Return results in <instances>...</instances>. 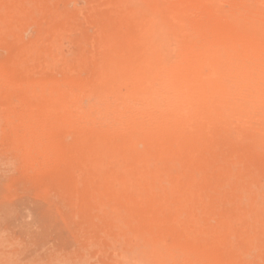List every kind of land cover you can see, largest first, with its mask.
Masks as SVG:
<instances>
[{
  "label": "rangeland",
  "instance_id": "1",
  "mask_svg": "<svg viewBox=\"0 0 264 264\" xmlns=\"http://www.w3.org/2000/svg\"><path fill=\"white\" fill-rule=\"evenodd\" d=\"M121 1L124 0H0V264H151L152 260L155 264H264V260L256 262L254 248L238 253L224 247L221 241L228 225L233 231L241 228L235 214L225 209L232 186L221 188L228 181L226 174L232 176V182L246 179L264 194V103L257 104L249 93L251 102L244 100L240 104H245V108L237 107L238 112H243L236 113L231 107H205L196 99L195 104L189 101L180 110L169 112L171 117L168 113L162 115L166 120L153 119V124L154 121L144 120L142 113L131 118V103L127 107L125 103L121 105L120 95L126 88L123 83L115 85V94L106 96L101 90L104 86L97 88L112 60L133 59L137 49L134 22L149 15L174 27L170 28L171 34L177 36L174 39L170 34L174 39L170 50L177 61L187 58V50L201 47L211 52L218 43L224 44V50L231 45V53L224 51L219 63L218 57L205 60L208 62L202 66L194 61L188 64L185 59L182 64L174 62L176 70H188L192 64L205 73L216 64L220 68L215 69L217 73L214 71L211 79L230 82L224 80L223 73L227 77L236 67L234 63L246 58L233 33L237 27L264 25V0ZM184 44L187 50L182 47ZM206 47L211 49L207 51ZM176 48L184 55L177 53ZM209 63L214 65L210 67ZM128 70L117 72L120 81L127 78ZM91 86L100 93H91ZM54 98L59 100L57 105L47 108L46 103ZM252 98L259 113L253 108ZM199 101L202 105L196 103ZM126 108L127 112H123ZM141 121L144 125L149 121L150 125L142 128ZM164 122L172 128L168 125V130ZM169 134H177L178 144L173 139L161 141L160 137L168 138ZM101 136H107L111 143H120L124 136L139 141L137 152L135 149L115 156L117 164H113L117 168L126 169L137 158L140 166L159 169L165 159L175 154L171 171L175 175H169L176 182H196L193 185L196 189L201 187V198H205L200 201L204 212L211 208L213 212L209 217L197 213L196 219L195 215L188 218L184 212L163 216L155 203L151 208L150 195L130 193L138 188V183L134 184L128 176L125 179L121 172L112 174L107 162L99 163L90 152L87 154L86 150ZM156 139L160 141L157 148ZM147 144L150 149L145 148ZM135 154H141L139 157H145L148 163ZM138 197H144V202L148 199L147 205ZM237 201L231 202L239 207L247 203L243 198ZM174 216L175 222L171 220ZM189 219H196L197 224L200 220L201 226L211 224L213 230L201 239L189 227L187 230ZM263 239L264 236V242Z\"/></svg>",
  "mask_w": 264,
  "mask_h": 264
},
{
  "label": "bare ground",
  "instance_id": "2",
  "mask_svg": "<svg viewBox=\"0 0 264 264\" xmlns=\"http://www.w3.org/2000/svg\"><path fill=\"white\" fill-rule=\"evenodd\" d=\"M121 2H125V0L121 1ZM127 5L131 6V8H132V5H130V4H127ZM134 8H135V6H134ZM129 11H131V9H129ZM136 11L142 12V11L137 10V9H136ZM131 12H130V14H131ZM147 14L148 13H146V15ZM133 15L134 14H132V16ZM141 16H142V14H141ZM150 16L151 15H149V17L145 16L146 18L144 17V19H140L141 17L139 19H136L135 16H133V18L136 19L134 24H135V31L137 33L136 38H135V41H136L135 44H136L137 49L135 50L134 56H132L133 59L130 60V62H127V60H125V58H122V57H120L118 60H116L117 57L115 58V60L111 59L113 62L110 60L112 63L110 66L107 67V70L99 78V83L97 86V88L99 86L105 87V89L103 87V88H101V90L102 89L105 90V92L104 91L103 92H104V95L106 96L107 94L111 95L115 92V89H114L115 85H117L119 83H123L126 88L124 90V93H122L121 95L119 94L120 95V101H121V105H124L123 103H125V105L131 103L134 106L133 108H132V106H130L131 109H133L132 111L129 109L131 111L130 112V114L132 116L131 118H136L135 115L140 114L139 116H137V117H140L142 114H145L146 116H148V115L151 116L152 120H151V118L150 119L146 118L145 115L143 116L145 118L144 120L154 121L157 118L158 119L161 118V119L166 120V118H164L165 116L162 117V115H164V114L166 115L167 113L169 114V112L173 113L176 110H180L184 105H186V103L188 104L189 101H192V104H193V102L195 104L196 99L200 100L204 104L203 106H205V107L207 106L208 108H213L216 110V106L219 105L222 107H231V108H233L234 112L240 113L243 109L239 112H238V109L242 108V107L245 108V104H242V106H241L240 103H243L246 100L247 101L249 100L251 102V99H248L249 93L252 97H254V99H256L258 101L257 104L258 103H262V104L264 103V52H263L264 51V25L252 24V25H249L245 29H242L243 27H240V28L237 27V31H235L233 33V36H235L234 40L236 39L237 41L239 40L241 42L242 47H243V51H244V53H246V58L243 61L241 60V62H239L237 64L234 63L236 67L234 68V66H232V69L234 68V70L233 71L231 70L228 73V75H227L228 78L224 75L225 72L223 73L224 76L222 75V77L223 78L225 77L224 80H226V79H228V81L230 80V82L224 81V83H223L222 80H221V82L218 80L219 81L218 82L217 80H213L210 77V76H212L214 71L217 73V70H215V69H217V67H219V66H215L216 65L215 63H217V62H214L215 65L211 64L212 62L209 63L210 67H212L214 65L213 67H216V68H213V67L208 68V66H207L208 69H206V71L207 70L208 71L206 73L200 69H197L198 66H194V68H193L192 64H190L191 68L190 69L188 68V70H182V71L176 70L175 68L177 66H174V64L175 65L179 64L180 60L179 61L175 60V58L177 59V57L174 56V54H173L174 52L172 53L170 50V48L172 47V45L170 46V42L172 44V40L176 39L175 36H177L176 33L174 34L172 32L173 34H171L172 30H170V28L172 27L171 29H173L174 27L171 26L170 24H169L170 26L168 27V24L166 25L165 23L161 22L160 19H157L158 16H157V18L156 17L152 18ZM221 21H223V19ZM15 22H17V21H15ZM237 26H239V23L237 24ZM235 27H236V25H234V28ZM232 28H233V26H232ZM175 32H176V29H175ZM211 32H212V30H211ZM170 34H171V36L175 35L174 36L175 38L174 39L171 38ZM105 37H107V36H105ZM212 39L214 40V38H212ZM209 40H210V38H209ZM181 41L184 42V39H182ZM191 41H192V39H191ZM124 42H126V41H124ZM177 43H178V41H177ZM186 43H188V42H186ZM207 43H208V41H207ZM184 45H182V47L185 48L186 45L185 46ZM201 45H203V44H201ZM208 46H209V44H208ZM214 46L213 47L215 49H212L211 52L208 51L209 50L208 48H210V47L205 48V49H207L208 52H205L206 50H203L201 47H198L197 49L194 48L190 52H188V50H187L188 47H186L187 49L186 48L185 49L188 52V53L186 52V54H188V55H186V54L185 55L187 56V58L185 59V56L183 58L182 57L181 58L183 61L185 59V61L188 62V64L193 63V61L196 62L197 64H201L203 62H206L205 60H208L209 58L211 59L213 57H214L213 61L215 60L216 57H218V60H219L221 57L225 56L224 51H227V53L228 52L231 53V51L229 50L231 48V45H230V47L228 45V50H226L227 48H225V50L223 49L224 44L222 45L223 47L219 46V43L217 45H214ZM234 48H236V47L234 46ZM178 49H179V45H178ZM178 49L176 50L177 53L182 54L179 52ZM260 49H263L262 54L258 53V51ZM174 50H175V48H174ZM177 53H176V55H179ZM182 55H184V54H182ZM226 57H228V54L226 55ZM178 59H180V58H178ZM190 60H191V62H189ZM181 61H180V64H182ZM211 61H212V59H211ZM174 62H178V63L176 64ZM219 62H220V60L218 61V63ZM224 62H225V60H224ZM218 63H217V65H218ZM168 65H172V66L169 67ZM184 65H185V63H184ZM201 66H202V64H201ZM164 67H167V68L165 69ZM204 67H205V65H204ZM126 68L129 69L128 74H127L128 76H126L127 77L126 79L125 78L121 79L123 81H120L118 74L120 73V71L122 72V71L126 70ZM163 68L165 70L162 71ZM229 68H230V66H229ZM226 70H227V68H226ZM161 71L163 73H161ZM117 72H119V73L117 74ZM116 74L118 75L119 80L116 78V76H117ZM214 76H215V74H214ZM214 76H213V78L215 79L216 77H214ZM51 84H52V82H51ZM27 86H29V85H27ZM180 86H184L183 89L179 90ZM36 87H38L40 89V86L36 85ZM91 89L93 90L92 86H91ZM33 91H35V88L33 89ZM50 91H51V89H50ZM72 91H74V90H72ZM91 93H94L95 95H97L100 93V91L98 89L97 90L95 89ZM69 96L71 97V95H69ZM58 98H59V96H58ZM58 98H54V99H52V101H48L46 103L47 108H48V106H51L52 104L57 105V103L59 101ZM61 98L62 97H60L59 99H61ZM64 99H65V96H64ZM69 100H71V99H69ZM94 101H95V99H94ZM200 101L196 102V103L199 104ZM255 102H256L255 100H254V102L252 101L253 108H254ZM72 104H74V102ZM158 104H161V105H158ZM198 104H197V106H198ZM261 105H260V107L262 108L263 105L262 106ZM238 106H240V107L237 109ZM126 107H127V105H126ZM255 108H254V110H256ZM247 109L248 108H246L244 110H247ZM257 109L260 112L259 107ZM126 110H128V109L126 108L125 110H123V112L124 111L127 112ZM254 110H252V111H254ZM160 111H161V113L159 114L158 112H160ZM123 112H122V115H123ZM259 112H257V110H256V113H259ZM253 113L255 114V112H253ZM119 114H121V113H119ZM38 115L39 114H37V116ZM153 115L156 116V118H153L154 117ZM158 115H161V116L157 117ZM128 116L130 118V115H128ZM128 116H127V118H128ZM133 116H135V117H133ZM169 116H170V114H169ZM40 117H41V115H40ZM155 121L153 122V124L155 123ZM169 121H170V118H169ZM172 121H174L173 118L171 120V123H172ZM147 122H149V121H147ZM147 122H145L146 123L145 125L149 126L150 124H147ZM173 123H172V127L175 126ZM175 123H176V121H175ZM142 124L144 125L143 122H142ZM164 124L168 130L172 128L171 124H169L168 122H164ZM143 125H141V127ZM145 125L142 128H145ZM168 125H170L171 128L170 127L168 128ZM262 125H263V121L261 122V126L259 125L260 128L263 127ZM156 126H158V124ZM142 128L139 130H142ZM158 128H160V127H158ZM256 128H255V130H256ZM162 130H164V129H162ZM255 130H254V133H255ZM258 130H260V129H257V131ZM125 131L129 132V130H125ZM172 131H173V129H172ZM257 131H256V133H257ZM262 131H263V129H262ZM175 132H177V134H178V131H175ZM107 133H108V131H107ZM130 133H132V132H130ZM165 133L162 135H165ZM173 133H174V131H173ZM250 133L247 136H250ZM129 135H131V134H129ZM244 135L245 136H243V137H246V134H244ZM252 135H253V132H252ZM252 135H251V137H252ZM258 135H261V132L258 133ZM166 136H167V134H166ZM166 136L164 138L160 137L161 141L165 140V139H171V140L173 139L174 140V141L172 140L173 142H177L175 140H177L178 137H175L174 135H170V134H169V137H173V138H169V137L167 138ZM106 137H102L101 139H97V141L94 142L95 144H93L90 149L88 148L89 150L88 149L86 150L87 154L89 155V152H90V156L92 155V157H94L96 159V161H99V163L102 161L107 162L108 166L112 167V171H111L112 174H115V173L119 174L121 172V173H123L125 179H127L129 177V178H131V181L134 184L138 183L139 184L138 188L134 187L136 189V190L134 189V192H132V190H129V191H131L130 193L138 194V196L141 193H146L148 196L150 195L152 198L151 199L150 197H148L149 200L146 199L145 200L146 202H144V197H138L142 200V201L139 200L140 202H144L147 205V200H148V204H150V206L151 205L154 206V203H155V205L158 206L157 207L158 210L157 209L156 210L158 212H161V211L164 212L162 215L163 216L166 215L168 217H171L174 214L176 215V213H178V212L179 213L184 212V213H187L188 218H191V217L193 218V216L195 215L194 218L197 219L198 217L196 215H198L199 213L208 216V214L210 212H213V211H210V210H213L211 208V205H210L211 209H209L208 212H204V209L202 208L203 203H201L200 201H203L205 198L203 197L204 198L203 200L201 198V191H200L201 187L199 188L200 189L199 190V189H196V186L193 185L196 182L190 183L189 181H183L184 182L183 183L182 181L178 182V180L176 182V179H174L175 177L172 178L173 175L171 176V174H174L173 172H171L172 171V163L176 160V157H177V156H174L175 154L172 157L168 158L167 160L165 159L164 165L161 166L159 169H157L158 167L156 168V166H153L152 168H150L149 165H146V167L140 166L139 160H136L137 158H135L133 160V162L131 161L132 164L129 167H127L126 169H124L122 167L124 169L123 170L122 168H117L118 166L116 167L113 164V163H116L115 156L117 154L124 153L127 151H134L137 148L136 146H137L139 141L135 140L137 138L130 139V138H128V136L127 137L124 136V137H122L123 139L121 140L120 143H118V142L117 143H111ZM254 137L256 139L257 135L254 134ZM153 141L155 142V140H153ZM156 141H157V139H156ZM258 141H260V140H258ZM151 143H152V141H151ZM159 144H160V141H159V143L157 141V144L155 145V147L157 148L159 146ZM177 144H178V142H177ZM150 146H151L150 144L149 145L147 144L145 148L148 149ZM155 147H153V148H155ZM153 148H151V149H153ZM135 151L137 152L138 150L136 149ZM141 153L143 154V152H141ZM135 155H136V157H139L141 154H135ZM118 156L120 157L121 155H117V158H118ZM122 157H123V154H122ZM147 157H148V155H147ZM133 158H134V155H133ZM139 158L146 161L145 157H139ZM149 159H151V158L149 157ZM126 160H128V159H126ZM160 160H162V158ZM105 162L102 164H105ZM145 163H148V161H146ZM159 165H161V163ZM173 170H174V165H173ZM170 172H171V174L169 175ZM226 175H227L226 178L229 177V178H227L228 181H225V184H222L221 188L223 185L228 186L231 184L232 186L230 187L231 194L228 197L229 198V200H228L229 206L225 207V209H226V212H231L232 214L233 213L235 214L236 218L238 219V221L241 224V228L239 230L233 231L229 228L230 226L228 225L226 228H224V231H222V234H221L222 240L221 241L225 243L224 245H226V246H224V247H229L230 249H232V251L235 250L238 253L246 250L249 247L254 248L253 250H255V251L257 250L256 255H254L255 260L256 259L264 260V242L261 240V238H263V236H264V197L262 198V196H264V194L260 190L253 188L252 183H250L246 179H240L239 183L237 181L232 182V181H230V178L232 179V176L231 177H230V175L228 176V173ZM126 176H128V177L126 178ZM107 177L109 178L110 176H107ZM235 178H236V176H235ZM177 179H179V178L177 177ZM106 180H107V178H106ZM179 180H181V179H179ZM191 182H193V181H191ZM178 183L179 184L182 183V184L178 185ZM218 189H220V188L218 187ZM143 195L144 194H142V196ZM205 196H206V194H205ZM235 197H238V199H240L241 201H242V198L246 199L247 203L245 204V206L239 207L238 205L233 204L231 202L232 199H233V202H234V200L235 201L238 200ZM152 200H153V202H152ZM240 200H238V201L240 202ZM139 201H137V202L140 203ZM144 203L142 204V206L144 205ZM206 204H207V202H206ZM152 206H151V208H152ZM164 206L166 207V209L161 208ZM211 214H213V213H211ZM176 216H178V214ZM206 216H204V218ZM218 216L221 217L220 215H218ZM229 216L231 218L230 214H229ZM121 218H122V216H121ZM175 218H177V217L174 216V218L171 220H174ZM186 219H187V217H186ZM196 219H194V221H193V219H191V220L189 219V221L186 222V228H187V230L190 228L189 230L192 231L194 234L195 233L199 234L201 239H205V236L208 233H211V230H213V226H211V224H209L211 226L210 227L206 223H204L201 226L199 224V223H201L200 220H199V223L197 224ZM161 220H162V218H161ZM175 220H174V222H175ZM202 220H204V219H202ZM217 220H219V218ZM162 221H165V220H162ZM162 221H161V223H164ZM110 223H111V221H110ZM229 223L230 222H228V224ZM224 225H226V224H224ZM215 231L217 232L218 229ZM121 232H122V230H121ZM216 232H214V234ZM195 237H198V236H195ZM218 238H219V236H218ZM218 245H220V244H218ZM226 249L228 250V248H226ZM250 250H252V249H250ZM151 251H154V250H151ZM148 254L146 253L145 255H148ZM245 254H247V253H245ZM149 255H151V254H149ZM151 256H154V255L152 254ZM186 256H187V254H186ZM155 257H157V255H155ZM141 258H143V257H141ZM146 259L148 260V258H145V260ZM134 260H137V258H135ZM134 260H133V263H134ZM252 260H253V262L255 261L254 258ZM137 261H139V260H137ZM142 262H143V260H142ZM256 262H257V260H256ZM153 263H154V261L152 260L151 264H153ZM131 264H132V262H131ZM244 264H246V262Z\"/></svg>",
  "mask_w": 264,
  "mask_h": 264
}]
</instances>
